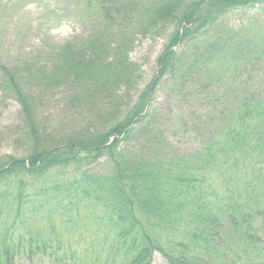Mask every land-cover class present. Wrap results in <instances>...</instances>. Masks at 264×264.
Segmentation results:
<instances>
[{
  "label": "trees",
  "instance_id": "obj_1",
  "mask_svg": "<svg viewBox=\"0 0 264 264\" xmlns=\"http://www.w3.org/2000/svg\"><path fill=\"white\" fill-rule=\"evenodd\" d=\"M81 3L98 19L86 38L43 62H0V92L19 105L24 148L0 157V264H151L154 254L166 264H264V18L227 23L264 0ZM164 26L171 30L150 83L124 111L113 107L123 98L115 90L132 84L123 47ZM109 50L117 59L107 63ZM66 82L64 114L88 113L64 134L60 115L48 121L41 103ZM162 84L179 104L175 125L147 111ZM185 127L200 141L181 152L168 130ZM97 161L104 172L91 168ZM212 171L220 182L208 194L202 174ZM89 226L100 235L94 244L54 236Z\"/></svg>",
  "mask_w": 264,
  "mask_h": 264
},
{
  "label": "rangeland",
  "instance_id": "obj_2",
  "mask_svg": "<svg viewBox=\"0 0 264 264\" xmlns=\"http://www.w3.org/2000/svg\"><path fill=\"white\" fill-rule=\"evenodd\" d=\"M227 17V23L232 27L238 26L246 18H250L254 22H260L261 18H264V3L255 4L247 9L234 10ZM97 26L98 19L92 8L86 3H81V0H0V62L9 64L11 61L20 60L22 57H33L37 61L43 62L58 51V47H62L68 42L75 43L83 40ZM170 30L171 28L167 26L154 28L146 35H136L123 47L122 54L123 50L124 54L119 57H121L120 59L125 57L131 65L132 76L130 80L132 84L130 86L128 84V87L120 85L115 90L116 95L122 94L123 98L121 102L113 104V107L121 108V111H124L135 102L138 92L150 83L156 71V59L166 44ZM117 39L118 34H115L111 40L114 43ZM106 56L105 62L107 63L114 58L117 59L114 51L110 52L109 50ZM116 62L117 60H115ZM68 84L66 82L65 86L62 85L52 89L49 96L41 103L42 109L47 110L48 121L53 122L56 115H60L58 120L56 119L54 122H57L59 129L64 134L69 132V124L75 127H83L87 122L86 114L88 113L86 110H82V107H79L81 117H77L79 113L77 108L74 109L76 114L69 111L64 114L66 101L62 99H64V94L68 93L70 86ZM168 89L163 84L156 87L147 111L153 117L158 115L157 123L164 124L165 119L171 117L173 118L172 123L175 125L179 104L173 92H169ZM125 93L128 95L126 96ZM172 110L173 113H171ZM39 113L42 112L39 111ZM18 120L19 105L12 98L6 97L0 92V157L12 156L18 158L24 151L20 140L16 137ZM168 139L171 146L180 151H192L198 148L200 141L199 137L189 131L187 127L174 133L168 130ZM132 146L133 144L128 149H123V151H127L129 155H134V147ZM102 162L93 163L91 168L104 172V169L101 168ZM145 168V165H137L135 170L141 172ZM217 174L218 171L202 174L204 188L208 194L216 193L218 190L220 179ZM78 214L80 216L76 224H78L77 227H81L84 223V213L81 214V211H79ZM63 220L56 217L55 222L57 226L59 225L58 229L56 228L57 232L62 227ZM43 223L42 221L40 225ZM88 228L91 231L78 230L80 232L69 237L60 233H54V236L63 244L82 243L84 238L88 243L94 244L100 235L96 232L97 227L89 226ZM42 261L43 263L36 264H49L44 259ZM151 264L166 263L159 254H154Z\"/></svg>",
  "mask_w": 264,
  "mask_h": 264
}]
</instances>
